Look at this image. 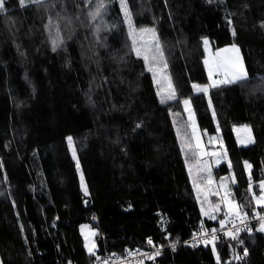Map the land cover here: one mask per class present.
<instances>
[{
	"label": "trees",
	"instance_id": "obj_1",
	"mask_svg": "<svg viewBox=\"0 0 264 264\" xmlns=\"http://www.w3.org/2000/svg\"><path fill=\"white\" fill-rule=\"evenodd\" d=\"M99 3L5 0L0 12V264H94L106 252L183 242L217 224L201 215L178 139L185 98L203 133L222 129L241 214L260 208L264 0H124L130 22L121 0H104L93 18ZM145 28L157 31L174 100L159 99L137 54L132 30ZM207 38L215 49L238 45L247 78L195 95L192 84L209 83ZM241 125L251 128L248 146L236 141ZM83 225L95 231L94 254ZM259 227L235 241L167 248L158 262L264 264Z\"/></svg>",
	"mask_w": 264,
	"mask_h": 264
},
{
	"label": "rangeland",
	"instance_id": "obj_2",
	"mask_svg": "<svg viewBox=\"0 0 264 264\" xmlns=\"http://www.w3.org/2000/svg\"><path fill=\"white\" fill-rule=\"evenodd\" d=\"M123 12L125 15L124 8ZM125 17L127 21L130 22L129 16L125 15ZM132 36L134 38L139 55L145 59L147 68L153 75L159 99L161 101L176 99L177 94L173 84V78L170 74L166 58L164 57L157 31L154 28H145L135 31L132 30ZM205 40H207L208 43H203V49L205 52L204 65L209 78V83L192 84V87L193 85L197 86L196 88L193 87L194 94H207L212 88L245 80L243 79L232 83H218L217 86L213 87V80L222 82L226 78L231 79L229 73L233 70L232 61H235L237 58V53L232 51L233 45L239 49V59L243 64L245 72L246 69L244 66L243 56L238 45L232 44L220 49H215L209 38ZM157 45L159 46V53H162V57L157 51ZM225 49L228 51H224ZM205 61H207V63H205ZM165 64L167 67H164ZM210 69L212 71L211 79L209 77ZM199 88H206L207 91L201 92L199 91ZM173 91H175V96L169 99V96ZM184 100L189 101L188 107L191 111V118L189 111L186 110V106L183 103ZM182 106L186 116V123L183 124L184 130L178 132V139L181 145H183L182 150L186 157L190 181L196 195V200L199 205L201 215L203 219H209L213 221H221L223 219L226 220V218L230 215H226L228 210L225 206L224 198L226 194L230 193L228 199L236 203L233 194V185L236 184V182H232L233 178H235L236 181V177L232 168L230 156L223 140L222 129L217 126L216 133L212 135L203 133L200 129L191 98L183 99ZM234 133L236 141L240 146H248L254 141L251 128L248 126H235ZM71 151L72 154L73 151H75L73 144L71 146ZM244 164L250 165L249 163ZM223 165L227 167V171H219L216 174L215 171L219 170ZM250 169L251 167L246 168L248 173H250ZM261 182H264V180ZM261 182L259 183V187ZM82 186L85 188L84 182L82 183ZM205 212L208 214L205 215ZM81 232L84 237L87 251L89 252L90 248L92 249V252L96 251L97 246L94 240L95 231L89 225H83L81 227Z\"/></svg>",
	"mask_w": 264,
	"mask_h": 264
},
{
	"label": "built area",
	"instance_id": "obj_3",
	"mask_svg": "<svg viewBox=\"0 0 264 264\" xmlns=\"http://www.w3.org/2000/svg\"><path fill=\"white\" fill-rule=\"evenodd\" d=\"M243 219L235 216H229L224 221V226L221 227L220 221L217 224L208 225L203 223L201 227L193 232L190 238L183 242L171 243L169 245L164 244H152L147 249H134L126 250L123 253L117 254L112 252H106L100 255L97 262L94 264H160L158 262L161 251L171 248L176 251L178 246L182 243H191L195 247H202L208 245H214L220 242L221 239H229L232 241L237 240L243 233H251L261 223L260 217L264 216V207H260L257 212L252 215L242 214ZM213 229L216 231L213 232ZM229 233V235H225ZM236 238L232 239V235ZM215 235L216 240L211 241V237ZM209 240L210 243L205 244L203 241Z\"/></svg>",
	"mask_w": 264,
	"mask_h": 264
},
{
	"label": "snow or ice",
	"instance_id": "obj_4",
	"mask_svg": "<svg viewBox=\"0 0 264 264\" xmlns=\"http://www.w3.org/2000/svg\"><path fill=\"white\" fill-rule=\"evenodd\" d=\"M30 2H31V3L40 4V3L43 2V0H30ZM19 3H20V5H21V7H25V6H26V0H19ZM121 3H122V6H123V8H124L125 15H126V16H129V13H128V11H127V5L124 4V0H121ZM4 6H5V0H0V12H3V11H4ZM103 8H104V0H100V3L97 5V9H96V11L93 12V13H90V15H91L93 18H95L96 16L100 15V12H101V10H102ZM204 43L207 44L208 41L205 40ZM157 51H158V53H159V46H158V45H157ZM224 51H228V50L225 49ZM232 51H234V52L237 53V58H236L235 61H232L233 70L229 73V75L231 76V79H227V78H226V79H225L224 81H222V82H217V81L213 80V81H212V86H213V87L217 86L218 83H232V82L240 81V80H243V79H246V78H247V73L245 72V70H244V68H243V64H242V62L240 61L239 56H238L239 49H237V48L235 47V45H233V47H232ZM137 54L139 55V52H138ZM159 54H160L161 57H162V53H159ZM146 59H147V57H146ZM205 63H207V61H205ZM164 67H167V65L165 64ZM211 76H212V71H211V69H210V70H209V77H210V79H211ZM170 87H171V85H170ZM193 87L196 88L197 86H196V85H193ZM199 91H201V92H206L207 89H206V88H199ZM174 96H175V91H173V92L171 93V95L169 96V99L173 98ZM183 103H184V105L186 106V110L189 111L190 118H191V111H190V108L188 107V106H189V101H188V100H184ZM137 127H139V125H137ZM194 134H195V129H194ZM68 143H69V147L71 148V146H72V138H71V137L68 138ZM73 157L75 158V151H73ZM245 166H246V168H250V167H251V165H248V164H246ZM77 167H79V164H77ZM232 182H233V183L236 182V181H235V178H233V181H232ZM222 186H223V185H222ZM252 191H253V190H252V187H251V180H250V181H249V192H252ZM229 195H230V193H229V194H226V196H225V198H224V199H225V206L227 207V210H228L226 215L235 216V217H237V218L243 219L244 217H243L242 214H241V208H242V206L239 205V204L234 203V202L231 201V200H229V199H228V196H229ZM253 200L255 201V203L257 204V206H259V207H264V182H261V184H260V195L257 196V195H255V194H253ZM204 214L207 215L208 213L205 212ZM260 221H261V223H260V227L257 229V231H264V216H261V217H260ZM220 224H221V227H223V226H224V221L221 220V221H220ZM215 231H216V230L213 229V232H215ZM225 235H229V233H225ZM231 238H232V239H235L236 236L233 234ZM215 240H216V236L213 235V236L211 237V241L214 242ZM203 242H204L205 244L210 243L209 240H204ZM148 243H149V244L152 243L151 239L148 240ZM241 243H242V241H241ZM213 251L215 252V248H213ZM89 252H90L91 254H94V253H92V249H91V248L89 249ZM247 254H248V253H247V249H245V251H244V255H247ZM239 258H240V257H237V259H239Z\"/></svg>",
	"mask_w": 264,
	"mask_h": 264
},
{
	"label": "crops",
	"instance_id": "obj_5",
	"mask_svg": "<svg viewBox=\"0 0 264 264\" xmlns=\"http://www.w3.org/2000/svg\"><path fill=\"white\" fill-rule=\"evenodd\" d=\"M97 250V249H96ZM95 252V251H94Z\"/></svg>",
	"mask_w": 264,
	"mask_h": 264
}]
</instances>
